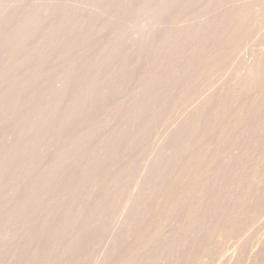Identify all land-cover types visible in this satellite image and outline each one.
<instances>
[{
    "label": "bare ground",
    "instance_id": "6f19581e",
    "mask_svg": "<svg viewBox=\"0 0 264 264\" xmlns=\"http://www.w3.org/2000/svg\"><path fill=\"white\" fill-rule=\"evenodd\" d=\"M13 1L0 8V264H82L104 228L110 237L102 253L94 245L91 264H195L216 240L223 256L219 233L264 194V47L176 116L138 168L124 209L112 204L150 146L148 138L141 151L147 125L242 48L234 50L246 41L238 38L246 6L159 26L171 12L221 0ZM225 177L230 202L219 199Z\"/></svg>",
    "mask_w": 264,
    "mask_h": 264
},
{
    "label": "rangeland",
    "instance_id": "374dc122",
    "mask_svg": "<svg viewBox=\"0 0 264 264\" xmlns=\"http://www.w3.org/2000/svg\"><path fill=\"white\" fill-rule=\"evenodd\" d=\"M2 1H3V3H2ZM28 1V0H27ZM31 0H29L28 1V3L27 2H25L26 3V5H31L30 3L33 1H31ZM34 1H35V3H34ZM33 2H32V5L33 4H37L39 1H41V2H43L42 0H39V1H37V0H34ZM55 1H57L58 3L60 2V3H62V1L64 2V0H62V1H60V0H55ZM67 3H71V4H75V5H77V1H78V3H79V1L80 0H76V2H75V0H65ZM226 1V2H225ZM228 1V2H227ZM236 0H230V2H229V0H221V1H217V2H215V4L214 3H212L210 6H206V5H198V6H195V7H193V8H191V10L190 9H188V11H186V15L188 16H185V14H184V12L183 11H180L179 12V10H176L177 12H178V16L176 15L177 14V12L175 11V13L173 14L172 12L170 13L171 15H167V16H165L164 17V20H166V21H164L165 23H163V18L161 19V21H162V24L161 23H158L157 25H172V23L175 21V20H178V24L180 25V23H182L183 21H187L188 23H199L200 22V19H201V22H202V19H204V21L207 19V18H210L211 17V15L213 16L214 14H216L217 12L216 11H218V7H220L219 8V12H220V10H224V9H229L230 7H232V5H233V7L234 6H238V7H243V6H246V8L244 7V9L245 10H247L246 12L248 13V17H247V19H246V22H247V24H245L244 26V28L242 27V29L240 30V31H245V32H241L242 34V36L240 35V33H239V37L238 38H240V40L241 39H244L243 41H245V42H243V43H239V42H242V41H240L239 40V44L238 45H240V44H242V46L240 45V46H237V44L234 42V46L232 47L233 49H234V47H235V44H236V46H237V48L236 49H234L235 51H238L237 49H239L240 47H242V48H240L239 49V51H238V53H236L235 51V54L237 55H233L232 56V54H231V57L232 58H234L233 60L232 59H230V57H229V54H230V52H233V51H231V49H230V52H226V55H224L225 57H222L223 59L221 60H219L218 61V63H216V67H214V69L212 70V68L211 69H209V70H211L210 72H206V71H209V70H206L205 71V73L204 72H201V75L197 78V80H196V78H195V80H193L194 82V84L196 83L197 85H194L193 83H191L190 85V88H188V93H185V95H183V97H184V99L186 100V102H185V100L183 99V97L181 96L180 98L179 97H175V98H173L174 99V102L175 103H173V102H169L168 104L169 105H166V107L164 108L165 110H163V112L159 115V118L157 117V119H155V120H153L152 122H150L149 124L151 125H147V130H146V135H148V136H146V135H144V137H146V139L145 140H143V144H142V146L144 147H142L141 148V151L143 150V149H146L147 147L144 145L145 144V141L149 138V140H147V142H146V145H149V144H147V143H150V142H148V141H150L151 140V143H150V146L148 147V150L146 149V150H143L144 151V153H143V151L142 152H140L139 154L140 155H138L137 157H138V159L136 158V160H135V163H133V169L131 168V170H133L132 171V176L130 175L131 174V172L129 173V175L127 176V179L128 180H126V185H124V186H126L127 188H123V190H121L119 193H121V194H119L118 193V196L116 195V197H118L117 199H116V197H115V204H112V206H113V209L117 206L118 208H115V211H117L118 213H119V211L121 210H123L124 208H123V205H125V201H126V198H124V196L126 197V194H127V192L128 191H130L131 190V188H133L132 187V182L134 181L133 180V178L135 179V177L137 176V175H139L138 173H137V171H140L139 169H141V167H142V164H143V162H144V160H145V158H146V156H147V154L150 152V151H152L153 150V148H155L156 146H158L159 144H160V142L164 139V137L171 131V125H173L174 126V124L177 122L178 123V120L177 119H179V121H180V119L183 117L182 116V114H186L185 113V108L187 109V110H189V108L191 107H193L194 106V104H196L199 100H201L206 94H208V92H211L212 90H214V89H217V87L219 88L220 86H223V85H225V84H227V83H229V81L231 82V81H233V79L235 78V75L237 76V75H240L241 73H243V70H244V67L242 68V66H244L250 59H251V57H252V55H253V53H254V51H256V50H258V49H260L261 47L263 48L264 47V45H262L263 44V42H264V38H263V32H264V19H263V17H264V0H237L236 2H235ZM244 1V2H243ZM0 8H1V10L3 9H5V6H6V9H9V8H11V7H13L14 6V4H16V2L14 3V1L13 0H0ZM8 4L9 3V6L6 4V3ZM30 2V3H29ZM66 2H64V4H66ZM72 2H74V3H72ZM81 2H83V1H81ZM80 2V3H81ZM221 2H223L222 4H220V5H218L219 3H221ZM237 2H239V3H237ZM242 2H243V4H242ZM246 2V3H245ZM253 2V3H252ZM5 3V4H4ZM79 3V4H80ZM3 4L5 5V6H3ZM13 4V5H12ZM63 4V3H62ZM79 4L77 5V6H79ZM82 5H81V7L83 6L84 7V5H83V3H81ZM213 4H214V6H213ZM217 4V5H216ZM246 4V5H245ZM254 4V5H253ZM85 5H87L86 3H85ZM260 5V6H259ZM2 6V7H1ZM88 7H90V5L88 4L87 5ZM213 6V7H212ZM223 6V7H222ZM263 6V7H262ZM7 7H9V8H7ZM86 7V6H85ZM93 7V6H92ZM197 7V9L195 10V8ZM198 7H200L201 9H202V7H203V9L201 10L200 9V11H199V9H198ZM205 7V8H204ZM206 7H207V12H206ZM212 7V8H211ZM228 7V8H227ZM249 7V8H248ZM253 8V9H252ZM194 9V10H193ZM215 10V11H213V10ZM217 9V10H216ZM262 9V10H261ZM256 10V11H255ZM197 11H199V12H197ZM206 12V14H205V12ZM253 11V12H252ZM1 12V11H0ZM181 12H183L182 13V15H179V13H181ZM187 12H190L189 13V15H188V13ZM214 12V13H213ZM250 12V13H249ZM199 13V14H198ZM209 15H208V14ZM184 14V15H183ZM205 14V15H204ZM260 14V15H259ZM204 15V16H203ZM209 17H208V16ZM251 15V16H250ZM255 15V16H254ZM259 15V16H258ZM261 15H263V17L261 18L260 16ZM181 16V17H180ZM185 18V20L183 19L182 20V18L183 17ZM204 18H203V17ZM207 18H206V17ZM250 16V17H249ZM255 17H258V18H255ZM196 18H198V19H196ZM206 18V19H205ZM253 18V19H252ZM190 19H193V20H190ZM259 19H261V22H259L260 20ZM190 20V21H189ZM197 22H196V21ZM122 21H125L124 19H122L121 20V22ZM127 21V20H126ZM170 22L171 24H167V22ZM172 21V22H171ZM186 21H185V23L183 22V24H187L186 23ZM128 22V21H127ZM127 22H122L121 23V25L123 26H126L125 28H126V37H130V33H131V29L129 28L130 27V23H128L127 24ZM176 22V23H175ZM174 23H173V26L175 25L176 26V24H177V21H175ZM258 23H260V24H258ZM182 24V25H183ZM252 24H254L253 26H252ZM248 25V26H247ZM256 25V26H255ZM124 26H123V31L125 30V28H124ZM250 26H252V27H250ZM262 26V28L260 29V27ZM253 28V29H252ZM261 30V31H260ZM239 31V32H240ZM124 32V33H125ZM243 33H245V34H247V35H245V34H243ZM262 33V34H261ZM244 35H245V37H244ZM252 35H253V37H252ZM263 38V39H262ZM249 39V40H248ZM251 39V40H250ZM237 41H238V39H236ZM235 40V41H236ZM259 40L261 41V42H259ZM252 41V42H251ZM247 43V44H246ZM243 44H244V46H243ZM259 47V48H258ZM245 50V51H244ZM247 52H248V54H247ZM244 53V54H243ZM239 54V55H238ZM243 56V57H242ZM250 56V57H249ZM226 57H229L228 59H230V60H228V61H226V60H224V58L226 59ZM245 57V58H244ZM247 57V58H246ZM241 58V59H240ZM249 58V59H248ZM236 59V60H235ZM223 60H224V62H223ZM240 60V61H239ZM245 62H243V61ZM221 61V62H220ZM243 62V63H242ZM238 63H239V65H238ZM221 64V65H220ZM224 64L225 65H227V66H225V68H224ZM234 64V65H233ZM242 64V65H241ZM233 66H235V67H233ZM241 66V67H240ZM220 67V68H219ZM236 67L238 68V70L236 69ZM221 71H220V70ZM223 69V70H222ZM237 70V71H235V70ZM224 70H226L225 72H223ZM235 71V73H232V72H234ZM214 71V72H213ZM231 71V72H230ZM240 71H242L240 74H239V72ZM216 72V73H215ZM212 73H213V75H212ZM214 73H215V76H214ZM205 74H207V76L205 75ZM209 74V75H208ZM228 74V75H227ZM204 75V76H203ZM209 76V77H208ZM220 76V77H219ZM210 77H212V79L210 78ZM223 77V78H222ZM201 78V79H200ZM207 78V79H206ZM216 78V79H215ZM222 78V79H221ZM226 78V79H225ZM232 78V79H231ZM203 79V80H202ZM211 81V82H209V81ZM215 80V81H214ZM198 81H200V84H199V82ZM202 81V82H201ZM214 81V83H212ZM219 81V82H218ZM225 81V82H224ZM227 81V82H226ZM198 82V83H197ZM208 83H210L209 85H208ZM225 83V84H224ZM204 84V85H203ZM212 84V85H211ZM214 84V85H213ZM218 85V86H217ZM193 86H195L194 88H195V90H192V89H194L193 88ZM205 86H209V87H207L206 89H205ZM192 88V89H191ZM197 88V89H196ZM203 88V89H202ZM211 88H213V89H211ZM210 89V90H209ZM190 90V91H189ZM200 90V91H199ZM202 90V91H201ZM198 92V93H197ZM201 92V93H200ZM203 93V94H202ZM206 93V94H205ZM200 94V95H199ZM201 94H202V96L203 97H201ZM188 95H190V97L188 96ZM194 95V96H193ZM186 96V97H185ZM196 96V97H195ZM189 98V99H186V98ZM194 99H193V98ZM179 99V101H178V103H177V100ZM182 98V99H181ZM192 98V99H191ZM195 98H196V100L197 101H195ZM197 98H200V99H197ZM182 100V101H181ZM184 100V101H183ZM193 100H194V102H193ZM191 101L193 102V103H191ZM185 102V103H184ZM188 103H189V105H188ZM174 104V105H173ZM182 104V105H181ZM172 105V106H171ZM176 105V108L175 107H173V106H175ZM179 105V106H178ZM188 106V107H185V106ZM193 105V106H192ZM171 106V107H170ZM184 106V107H183ZM167 108V109H166ZM170 108V109H169ZM175 108V110H173ZM178 108H181L180 110L178 109ZM190 108V109H191ZM172 109V110H171ZM168 110H169V112H168ZM180 111H182V113L180 112ZM165 112V114H163ZM167 112V113H166ZM176 112V113H175ZM186 112H188V111H186ZM169 113H170V116H171V118H170V116H169ZM179 113V114H178ZM164 116H165V119H164ZM168 116V117H167ZM176 116H177V119H176ZM179 116V117H178ZM182 116V117H181ZM162 118V120H160ZM169 118V119H168ZM172 118H173V120H172ZM164 119V120H163ZM158 120V121H157ZM166 120H169L168 121V123L166 122V124L164 123L163 124V122H165ZM173 121V122H172ZM172 122V123H171ZM152 123H154V124H152ZM157 123V124H156ZM174 123V124H173ZM170 124V125H169ZM156 125V126H155ZM168 125V126H167ZM172 126V127H173ZM150 127H153V129H151ZM156 127V128H155ZM150 128V129H149ZM1 132V131H0ZM3 132V131H2ZM148 132L150 133L151 132V134L149 135L148 134ZM0 135H3V133H0ZM154 135V136H153ZM264 135V134H263ZM149 136H151V137H149ZM151 138H153V139H151ZM264 138V137H263ZM147 153H146V152ZM135 165V166H134ZM139 168V169H138ZM135 172V173H134ZM228 176L229 174H224V176ZM240 176H242V178H243V174L241 175V174H239ZM134 176V177H133ZM236 175L235 174H233V175H230V176H228V177H235ZM237 176H238V174H237ZM236 176V177H237ZM239 176V177H240ZM137 178V177H136ZM238 178V177H237ZM236 178V179H237ZM226 179V180H225ZM225 182L224 183H226V184H224L225 186H223L222 185V187H224V189H221L222 187H219V192L221 193V192H224V194L223 195H221L220 194V197H219V199H221V201L223 202L224 201V199H225V197H226V201L225 202H230L231 200L230 199H228L229 198V194H230V192H228L229 194L227 195V191H226V189H227V187H228V190L230 189V183L232 182H229L228 180H227V177H225ZM235 179V180H236ZM223 180V181H224ZM231 180V179H230ZM233 180V179H232ZM228 181V182H227ZM130 182V183H129ZM131 184V185H130ZM133 184H134V182H133ZM228 185V186H227ZM127 191H126V190ZM251 189V188H250ZM221 190H223V191H221ZM244 190V189H243ZM252 190V189H251ZM124 191V192H123ZM264 191V190H263ZM123 192V193H122ZM244 192H245V190H244ZM250 192H252V191H250L249 190V192L248 193H250ZM247 193V194H248ZM123 194H125V195H123ZM252 194H250L249 195V197L251 196ZM262 195H264V194H262ZM262 195H260L259 197L261 198V200H260V198L259 197H257L256 199V201H252V203H251V201H249L248 202V204L246 203V205H248L249 206V208L251 207V209L253 208V210H250V211H248L247 212V210H249V209H247L246 211H245V213H246V215H241V218L239 217V221H243V223H245V225L241 222H239L238 221V224H236L237 223V221H236V223H235V228L233 227V225H234V223H232L231 225H230V227L228 226V227H226V228H224V229H222V232H223V230H224V232L225 233H219V237H221V239L222 238H225V237H227V238H225V252H223V254H220V255H223V256H219V254L217 255V253L216 252H218V250H219V248L217 249V247H219L220 245H218L217 244V242H218V240H216L217 242L216 243H214L215 245H211L208 249H210V251L207 249V251H209V253L207 252V251H205L206 252V255H205V253H204V258H203V256L200 258V261L202 262V263H205V264H264V207H262L261 205L262 204H264V202H262V200L264 199V196H262ZM263 198H262V197ZM122 197H123V199H122ZM224 197V198H223ZM228 197V198H227ZM120 198L122 199V202H121V200H120ZM247 198H248V196H247ZM120 201H119V200ZM229 201H228V200ZM117 200V201H116ZM232 201H235V199H232ZM258 201H261L262 202V204H261V202H258ZM80 202V201H79ZM256 202H258L257 204H255V205H253L254 203H256ZM120 203V204H119ZM252 204V205H250V204ZM119 206H118V205ZM116 205V206H115ZM122 205V206H121ZM256 205H258V206H260V208L259 207H257V209H256ZM77 206H80V203H78V205H76V207ZM247 206V207H248ZM264 206V205H263ZM125 207V206H124ZM247 207H244V208H247ZM120 209V210H119ZM256 209V213H254V210ZM258 209H260V210H258ZM262 209V210H261ZM110 211H113L114 212V210H112V207H111V210ZM110 211L108 212V215H110ZM251 211H252V213H251ZM261 211H263V214L262 215H260L261 214ZM260 212V213H259ZM114 213H116V212H114ZM244 213V214H245ZM250 215H248V214ZM253 214L252 216H251V214ZM248 215V216H247ZM243 216H244V218H243ZM258 216V217H257ZM109 217V216H108ZM108 217H107V219H108ZM246 217H251V218H246ZM253 217V218H252ZM260 217V218H259ZM245 218L247 219V220H245ZM257 218H259V219H257ZM106 219V220H107ZM115 219V218H114ZM243 219V220H242ZM251 219H257V220H252L251 221ZM104 221V222H106V224H108V220L107 221ZM247 221V222H246ZM249 222H250V225H249ZM251 222H252V225H251ZM247 223V224H246ZM240 224H242V226H244V228L242 227V226H240ZM236 225H237V227H239L240 228V232H241V234H239L240 232L238 231L239 230V228H237L236 227ZM105 226H107V225H105ZM104 226V223H103V225H102V228L103 227H105ZM249 226V227H248ZM241 227H242V230H241ZM246 227V228H245ZM101 228V229H102ZM104 229H106V228H104ZM100 230L99 231V234L98 235H96L95 236V238L93 239V243H94V245H98L97 247L95 246L94 247V245H91L90 244V247H88V250H87V254H86V256H88V257H86L85 259V261L87 262V264L90 262V264L92 263L91 261L93 260L92 258L95 256V254L94 253H97L96 255H98V252H97V250L98 251H101V253H102V251L103 250H101V249H103V247L105 246V245H102L103 244V240L105 239L106 241H107V238H108V236L107 235H109V237H110V234L107 232V230ZM235 229H236V231H235ZM245 229H246V231H245ZM228 230V231H227ZM104 231H105V233H104ZM221 231V230H220ZM108 234H107V233ZM243 232H245V233H243ZM101 233V234H100ZM227 233H230V234H228L227 235ZM221 234H223V235H221ZM227 235V236H224V235ZM235 234V235H234ZM100 235H102V236H100ZM105 235V236H104ZM98 236V237H97ZM222 236H224V237H222ZM232 236V237H231ZM96 237H97V244H96V242H94V240L96 241ZM99 237H100V239H102V240H99ZM229 237V238H228ZM109 239V238H108ZM220 239V238H219ZM226 240H228V241H226ZM101 241L102 242V244H101V242L99 243V242ZM219 241H222V240H219ZM228 244H227V243ZM104 243H106L105 241H104ZM219 243V242H218ZM220 244V243H219ZM216 245H218V246H216ZM228 245V246H227ZM100 246V247H99ZM214 249H213V248ZM95 250L96 248H97V250H95V252H93V250ZM212 248V249H211ZM217 249V250H216ZM216 250V251H215ZM212 252V253H211ZM100 253V254H101ZM209 255H208V254ZM216 253V254H215ZM99 254V255H100ZM213 254H214V256H213ZM225 254V255H224ZM227 254V255H226ZM208 256V257H207ZM209 256H210V258H209ZM215 256H217L216 257V259H214L215 258ZM218 256H219V258H218ZM229 256V257H228ZM212 257H214V258H212ZM88 258H90V259H88ZM223 258H225V259H223ZM203 260V261H202ZM232 260V261H231ZM85 261H83L84 263H82V264H86L85 263ZM198 261V260H197ZM195 262V264H202V263H200V261H198V262Z\"/></svg>",
    "mask_w": 264,
    "mask_h": 264
}]
</instances>
